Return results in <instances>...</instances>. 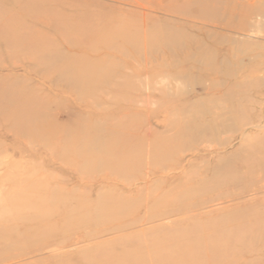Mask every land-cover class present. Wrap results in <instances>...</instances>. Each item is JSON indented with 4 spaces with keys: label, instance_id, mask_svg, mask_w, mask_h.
<instances>
[{
    "label": "rangeland",
    "instance_id": "374dc122",
    "mask_svg": "<svg viewBox=\"0 0 264 264\" xmlns=\"http://www.w3.org/2000/svg\"><path fill=\"white\" fill-rule=\"evenodd\" d=\"M0 264H264V0H0Z\"/></svg>",
    "mask_w": 264,
    "mask_h": 264
},
{
    "label": "bare ground",
    "instance_id": "6f19581e",
    "mask_svg": "<svg viewBox=\"0 0 264 264\" xmlns=\"http://www.w3.org/2000/svg\"><path fill=\"white\" fill-rule=\"evenodd\" d=\"M247 125H248V123H247Z\"/></svg>",
    "mask_w": 264,
    "mask_h": 264
}]
</instances>
